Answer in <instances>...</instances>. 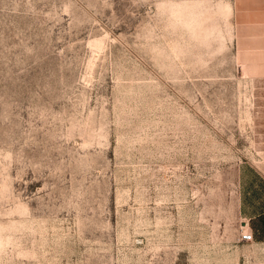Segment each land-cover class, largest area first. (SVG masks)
<instances>
[{"label": "rangeland", "instance_id": "obj_1", "mask_svg": "<svg viewBox=\"0 0 264 264\" xmlns=\"http://www.w3.org/2000/svg\"><path fill=\"white\" fill-rule=\"evenodd\" d=\"M245 5L0 0V264H264Z\"/></svg>", "mask_w": 264, "mask_h": 264}, {"label": "crops", "instance_id": "obj_2", "mask_svg": "<svg viewBox=\"0 0 264 264\" xmlns=\"http://www.w3.org/2000/svg\"><path fill=\"white\" fill-rule=\"evenodd\" d=\"M257 1H259L260 4L264 3V0H250L251 4H255V3H257ZM243 3L246 4L245 6H247L248 0H243ZM257 12H258L257 9L245 8V11L243 13L245 22H247L246 17L249 13L252 16V19H251L249 24L254 26L255 24H253V22L258 21L257 19L253 18L258 14ZM256 23H257V26H259V23L258 22H256ZM241 37H244L245 39H249V38L253 37V41L259 39V41H260L259 45L261 47L260 51H264V32H260L259 34L254 33V34H252V37H249V35L247 33H245L244 35H241Z\"/></svg>", "mask_w": 264, "mask_h": 264}, {"label": "built area", "instance_id": "obj_3", "mask_svg": "<svg viewBox=\"0 0 264 264\" xmlns=\"http://www.w3.org/2000/svg\"><path fill=\"white\" fill-rule=\"evenodd\" d=\"M241 240L245 243H250L253 241L252 233L248 232L247 230H243L241 233Z\"/></svg>", "mask_w": 264, "mask_h": 264}]
</instances>
